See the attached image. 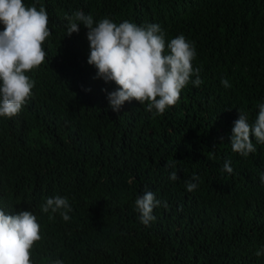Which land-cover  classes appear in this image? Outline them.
<instances>
[{
    "label": "trees",
    "instance_id": "1",
    "mask_svg": "<svg viewBox=\"0 0 264 264\" xmlns=\"http://www.w3.org/2000/svg\"><path fill=\"white\" fill-rule=\"evenodd\" d=\"M0 264H264V0H0Z\"/></svg>",
    "mask_w": 264,
    "mask_h": 264
}]
</instances>
